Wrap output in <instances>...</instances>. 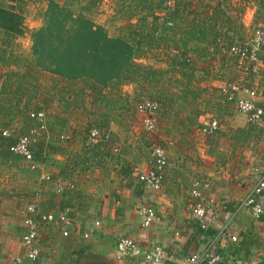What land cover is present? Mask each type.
<instances>
[{
	"label": "crops",
	"instance_id": "1",
	"mask_svg": "<svg viewBox=\"0 0 264 264\" xmlns=\"http://www.w3.org/2000/svg\"><path fill=\"white\" fill-rule=\"evenodd\" d=\"M261 1H218L222 21L217 31L222 36L216 38V53H209L214 47L201 51L205 45L191 40L178 50L157 51L153 55L158 56L157 61L139 58L154 70L151 88L138 79L93 89L91 82L68 81L34 68L29 33L42 25L43 14L42 18L24 20L23 36L11 38L0 30V51L5 49L2 42L24 40L28 45L25 55L30 56V63L22 65L0 56V133L7 130L12 139L13 130L23 129L17 136L21 137L37 128L35 121L22 116L25 105H34L46 114V130L36 134L41 160L36 161L35 169L23 161L11 166L5 152L0 157V264H12L17 257L22 264H145L143 252L154 249L163 252L164 264H177L186 256L206 251L218 255L216 264H259L264 260V191L260 197L263 214L258 219L245 210L235 214L264 171V120L250 124L235 108V101L246 98V91L252 89L258 92V104L264 106V47L258 53L257 65L249 61L240 64L222 42L224 34L231 38L232 45L252 39L255 29L264 26ZM212 13L213 8L203 17ZM100 17L104 16L99 15L95 22L103 26L104 18ZM186 22H177L182 32L178 31L173 40L182 39L189 27ZM168 54L181 56L187 67L170 66ZM223 56L236 59L235 69L223 65ZM199 59L205 67L192 66ZM226 85L239 88L232 101L221 91ZM38 88L41 92L31 101ZM149 90L150 98L158 103L156 128L149 135L153 138L151 149L159 145L167 157L163 185L155 193L138 179L149 169L150 156L142 115L135 105ZM24 120L30 125L24 127ZM213 121L217 129L205 133L204 125ZM2 123H7V128ZM93 129L109 134L106 144L105 140L92 139ZM55 134L57 139L69 134L72 141H60L59 147L53 148ZM104 149L109 157L103 156ZM43 175L73 184L74 191L65 197L56 194L54 187L50 188L54 183L41 180ZM196 180L210 183L207 189H201L206 229L191 213V188ZM30 205H36L40 214L68 210L72 221L66 237L58 227L39 228V257L35 262L24 259L21 245ZM140 206L157 213L148 229L141 225ZM126 237L137 243L141 254L118 259L116 244Z\"/></svg>",
	"mask_w": 264,
	"mask_h": 264
},
{
	"label": "trees",
	"instance_id": "2",
	"mask_svg": "<svg viewBox=\"0 0 264 264\" xmlns=\"http://www.w3.org/2000/svg\"><path fill=\"white\" fill-rule=\"evenodd\" d=\"M1 1L0 30L11 38L23 36L26 29L21 12L16 11L13 7H4ZM9 1L15 2L16 0ZM84 1L89 3L88 7H97L99 4V0ZM125 1L127 0H123V2ZM128 1L130 2L122 4L124 11H121V13L128 14L126 15L128 22L142 12H149L148 15L155 16L153 12L163 7L164 12L166 11L165 16L170 20L172 26L167 27L165 22L162 24L169 35L160 33L158 42H163L167 50L184 48L185 43L196 40L197 44L205 45V49L202 48L201 51H205L207 47H214L209 53L217 52L219 43L216 38L222 36L217 31V25L222 21V12L218 9V4L213 6L206 0ZM261 2L263 3L264 0ZM192 4L193 7L190 9ZM209 8H213V13L209 17L206 15L203 17L205 10L207 11ZM188 18L190 21L187 20ZM145 20L146 16L142 17V22ZM177 22H181V25H185L186 22L189 27L184 32L182 39L175 41L172 39L173 36L178 31L182 32L181 26H178ZM231 28L228 26L229 30ZM140 31L137 32L138 36H130V33L126 32L111 37L103 26L94 23L82 14L74 15L66 6L60 5L54 0H48L42 25L29 33L31 64L42 72L68 81L91 82L93 89L101 90L112 82L120 84L121 81L137 82L138 79L139 82L141 81L151 88L153 86L151 77L154 70L150 66L136 63V59H138L136 51L140 52V49L143 51L151 46L153 48L151 50H156L158 49L156 44L159 43L153 41L150 34L142 36ZM161 38L163 41L160 40ZM222 42L225 50L229 51L233 44L231 38L224 34ZM184 51L185 49L181 56ZM201 51L198 50L197 54L201 55ZM181 56L166 55L168 64L172 67L186 68L187 63ZM150 93L149 90L151 97ZM29 114L27 115L28 119H30ZM14 141L10 137H3L0 133L1 154L5 152L10 156L8 149ZM34 158L35 161L41 160L38 155H34ZM259 264H264V260Z\"/></svg>",
	"mask_w": 264,
	"mask_h": 264
},
{
	"label": "built area",
	"instance_id": "3",
	"mask_svg": "<svg viewBox=\"0 0 264 264\" xmlns=\"http://www.w3.org/2000/svg\"><path fill=\"white\" fill-rule=\"evenodd\" d=\"M167 27H171V22H165ZM264 47V26L255 29L252 39L248 42L236 43L229 48V53L239 59L240 64L246 61L257 65L258 53ZM239 88L235 85H226L221 89L222 93L229 101L234 100V92ZM247 97L237 99L235 101V108L237 111L247 116V121L250 124H256L264 120V106L257 102L258 92L254 89L247 90ZM135 109L142 115L141 123L143 129L147 133H152L156 128L155 113L158 109V103L154 100L146 99L140 101L135 105ZM29 118L37 123V128L32 129L29 135L18 137L12 145H10L8 152L12 158H18L25 162L31 170L36 168V161L34 158L33 147L36 144V134L38 131L46 130V114L44 111L32 112ZM217 129V122L213 121L204 125L203 131L207 134H212ZM3 137H9L7 130L2 131ZM91 137L94 140H108V133H101L93 129ZM61 142H70L72 137L69 134L60 135ZM1 157V147H0ZM167 165V157L165 150L156 145L152 148L150 154V166L145 173H140L138 179L144 188L155 193L162 188L164 179V170ZM41 180L45 182L51 181L50 176L43 175ZM210 183L206 180H196L192 184L191 197L193 199L191 206V213L194 219L198 221L202 229L207 228L205 221L206 205L201 193V189H207ZM75 186L71 183L55 184V191L57 194L66 191H72ZM264 191V171L261 173L259 179L253 188L248 192L244 200L236 207L235 214L239 211L245 210L249 214L258 219L263 214V205L261 203V195ZM27 216L24 219L25 233L21 236V245L24 250V259L30 262H35L39 257V249L37 247L38 230L41 226H55L58 227L64 237L68 236L71 228V218L69 211L55 214L47 213L40 214L36 205H30L26 209ZM138 215L141 218V225L144 229L150 228L156 219V211L148 206H140L138 208ZM223 235V232L221 233ZM220 235V236H221ZM88 234H84L87 238ZM232 241H236L235 237H231ZM117 258L120 259L125 255L138 256L140 249L137 243L130 238H122L116 244ZM145 264H164V255L160 249H154L147 253L143 252ZM169 260V259H168ZM219 261L217 254L206 251L204 254H191L181 259L177 264H216ZM20 257L14 258L12 264H22ZM125 264V263H122Z\"/></svg>",
	"mask_w": 264,
	"mask_h": 264
},
{
	"label": "rangeland",
	"instance_id": "4",
	"mask_svg": "<svg viewBox=\"0 0 264 264\" xmlns=\"http://www.w3.org/2000/svg\"><path fill=\"white\" fill-rule=\"evenodd\" d=\"M47 1L48 0H16L14 2V3H16V5H14V6L11 5V3H10L11 1H9V0H2L1 2H2V5L6 8L7 7H13L16 11H20L24 20H33L35 18H42V14L44 15L43 10H44L45 6L47 7ZM54 1H56L60 5L66 6L74 15L82 14L85 17L92 20L94 23H96L95 21H96V19L99 18V15L104 16L103 17L104 18L103 27L107 31L108 35L111 37H115L117 35H120L121 33L124 34L126 32L127 33L129 32L130 36H135V35L138 36L139 34L137 32L142 29V31H140V33H142V36H144L146 34H148V35L150 34L151 35L150 37L153 38V41L155 40L156 43H159L158 40H159L160 33L162 35L163 34L169 35L168 31L166 32V29L162 25L166 21L170 22V20L167 19L165 16L166 11L164 12L163 7L161 9L155 10L153 12L155 16L148 15V14H150L149 12H142L141 14L140 13L137 14L134 18L131 19V21L128 22V20L126 18V15H128V14L127 13H121V11H124V7H122V4L124 5V3H126V2L129 3L130 1H128V0L125 2H123V0H99V4L97 7L96 6L95 7H88L89 3L87 1H84V0H54ZM206 1H209V3H211V5L214 6L215 4L218 3L219 0H206ZM192 7H193V4H192V6H190V9H192ZM199 9L200 8L198 7V10ZM210 9L211 8L207 9V11L205 10V12L208 14ZM161 13H163V14H161ZM33 14H34V17H32ZM143 15L146 16V20L142 22V17H144ZM103 18L100 17V19H103ZM100 19H99V21H101ZM187 20L190 21L189 18ZM129 25H130V27H129ZM1 33L2 32L0 31V41L2 39ZM160 40L163 41L162 38ZM153 41H151V42H153ZM238 43H240V42H238ZM191 44L195 45L196 43H191ZM1 45H2V47L5 48L4 50L0 51L1 57L2 56H5V57L8 56L10 58L11 63H17L18 65H22V63L23 64L30 63L29 62L30 56L25 55V52L28 49V45H26V42L24 40L22 42H14V40L11 39V40H8V42L7 41L2 42ZM156 46L158 47V49L155 50V53H154V50H151V49H153L152 46L150 48H147V49L145 48L143 51L140 49V52H139V50H137L136 55H137L138 59H136V63L144 65L143 62H141L139 60V58H146V59L148 58L150 60L154 58L153 60L157 61L158 56L154 57L153 55H156L157 51H162L163 49L166 50V47L164 46L163 42L156 44ZM157 47H155V48H157ZM20 50H21V53L19 52ZM163 57H164V55H163ZM164 59H165V57H164ZM221 59L224 60L223 65H226L229 68L235 69V67H236V61L235 60L236 59L234 60V57L223 56V57H221ZM197 61L199 63L198 62L193 63V65H192L193 67H195V68H200L201 66L205 67L204 64L202 65L200 63V59ZM145 66H149V65H145ZM221 76L223 78V75H221ZM39 79L42 80V78H39ZM225 80H226L225 82H231L230 80H227V79H225ZM35 87H38V85H35ZM39 89L40 88L34 90V93L31 95V101L36 99V97L34 95H39V93L41 92ZM143 95H142L144 97L143 100L151 99L148 91L146 93H144ZM143 100H140V101H143ZM151 100H155V99H151ZM37 109L38 108L35 107L34 105H31V104H30V106H29V104L25 105L22 109V111H23L22 116L27 117L28 113L35 112ZM37 111H40V110H37ZM2 124L4 126L7 125V123H2ZM23 125H24V127H26L30 124L25 122V120H24ZM5 128H7V126H5ZM22 131H23V129L13 130L11 133L12 140L14 141L18 138L17 136L22 135ZM143 132H144L143 134L145 135V138H146V142L148 143L147 154H149V156H150L151 151H152V149H151L152 143L151 142H152L153 138L149 135H151L152 133H147V132H145V130H143ZM38 133H39V135H42L43 132L38 131L37 134ZM56 137H57V134H55V136L51 140V143H52L51 147H53V148L59 147L58 144H60V140H58L59 138L57 139ZM106 141H108V140H105V143H103V144H106L107 143ZM33 151H34L35 156L38 155L41 157V146H37L35 144L33 147ZM102 151H103L104 157H109L110 154H108L105 149ZM6 160H7V162H8V160H10L12 162L11 166H13V163H15L17 161L22 162L20 159L12 158L9 155L6 157ZM16 165H17V163H16ZM51 182L54 183V186H50V188L52 189L54 187V190H55V184L58 183V181H56V180L52 181V179H51V181H49V183H51ZM70 192L71 191H66V192L61 193L59 195L65 197V194L67 195ZM55 193H56V191H55ZM53 196L55 197L56 195L53 194Z\"/></svg>",
	"mask_w": 264,
	"mask_h": 264
}]
</instances>
